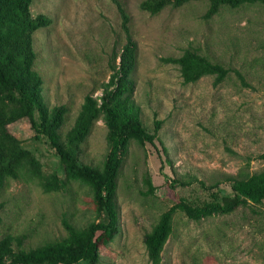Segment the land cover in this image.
<instances>
[{"label":"rangeland","instance_id":"1","mask_svg":"<svg viewBox=\"0 0 264 264\" xmlns=\"http://www.w3.org/2000/svg\"><path fill=\"white\" fill-rule=\"evenodd\" d=\"M142 1L33 0L31 5L34 15L52 19L34 34L35 69L44 79L47 105L69 108L63 134L73 126L84 97L102 94L115 55L120 62L126 35L118 5L130 16L137 45L130 75L137 112L150 131L155 120L162 122L154 143L132 141L123 157L116 196L119 232L101 247V264H150L145 234L175 195L208 198L200 181L231 192L228 176L264 169V5L223 8L206 20L207 1L168 6L156 15L143 11ZM186 48L234 71L217 85L211 75L184 83L179 67L162 58L180 56ZM9 129L34 151L46 172L65 176L49 142L32 138L27 118ZM107 132L103 119L95 122L81 146V162L102 164ZM147 175L154 194L145 193ZM171 181L177 182L174 187ZM1 200L0 237L21 236L26 247L65 236V218L84 226L96 217L90 189L76 181L45 193L35 183L10 179ZM161 264H264V203L201 221L179 212Z\"/></svg>","mask_w":264,"mask_h":264},{"label":"trees","instance_id":"2","mask_svg":"<svg viewBox=\"0 0 264 264\" xmlns=\"http://www.w3.org/2000/svg\"><path fill=\"white\" fill-rule=\"evenodd\" d=\"M192 1L208 2L203 14L206 20L219 14L223 8L264 5V0H143L140 8L156 15L168 6L178 8ZM32 2L0 0V226L4 206L1 193L10 179L35 183L45 193L61 191L72 181L80 182L91 191L96 217L84 226H77L65 218V236L34 247H26L21 236L4 234L0 237V264H101V247L112 242L119 232L116 196L123 157L132 141L140 145L154 143L162 122L155 120L154 130L150 131L137 112L130 78L137 45L130 29V16L123 6L118 5L126 35L120 62L116 61L115 55L110 64L112 73L109 81L102 85V94L96 97L89 93L84 97L73 126L63 134L61 129L69 108L65 104L47 105L43 96L44 79L35 69L34 34L49 26L52 19L42 13L34 15ZM162 61L176 64L184 83L211 75L217 85L234 71L194 48H186L177 57H163ZM235 72L248 85L242 73ZM23 118L30 121L35 132L32 138L47 140L55 150L64 177L56 171L46 172L34 151L11 132L9 125ZM99 119L104 120L108 129V152L101 165L86 164L81 162L79 152ZM261 157L264 158V154ZM227 180L231 182V192L220 188L218 183L206 185L200 181L201 187L209 194L208 198L196 201L175 195L174 203L159 215L145 234L150 264L162 263L163 251L174 232V221L179 212L190 220L201 221L231 214L240 207L264 203V169L240 173L238 177L228 176ZM145 183V193L154 194L155 186L150 175L145 177ZM176 183L171 181L170 186L174 187Z\"/></svg>","mask_w":264,"mask_h":264}]
</instances>
